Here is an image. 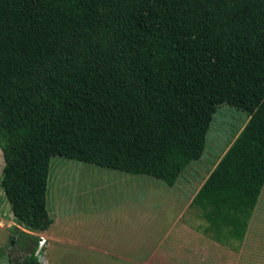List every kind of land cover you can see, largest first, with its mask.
Returning a JSON list of instances; mask_svg holds the SVG:
<instances>
[{
    "label": "trees",
    "instance_id": "16d2710c",
    "mask_svg": "<svg viewBox=\"0 0 264 264\" xmlns=\"http://www.w3.org/2000/svg\"><path fill=\"white\" fill-rule=\"evenodd\" d=\"M247 121L190 200L240 242L264 186V0H0V191L39 264L49 160L172 187L212 113Z\"/></svg>",
    "mask_w": 264,
    "mask_h": 264
},
{
    "label": "rangeland",
    "instance_id": "374dc122",
    "mask_svg": "<svg viewBox=\"0 0 264 264\" xmlns=\"http://www.w3.org/2000/svg\"><path fill=\"white\" fill-rule=\"evenodd\" d=\"M246 121L231 107L215 109L200 158L172 187L145 175L50 158L45 201L52 223L32 233L33 255L39 264H264V186L240 242L214 241L189 206ZM14 227L0 191V264L34 247Z\"/></svg>",
    "mask_w": 264,
    "mask_h": 264
},
{
    "label": "water",
    "instance_id": "95a60500",
    "mask_svg": "<svg viewBox=\"0 0 264 264\" xmlns=\"http://www.w3.org/2000/svg\"><path fill=\"white\" fill-rule=\"evenodd\" d=\"M13 232L17 235L20 236V233H27L25 230L19 228V227H14ZM12 244V241H10V245Z\"/></svg>",
    "mask_w": 264,
    "mask_h": 264
},
{
    "label": "built area",
    "instance_id": "2783aa9c",
    "mask_svg": "<svg viewBox=\"0 0 264 264\" xmlns=\"http://www.w3.org/2000/svg\"><path fill=\"white\" fill-rule=\"evenodd\" d=\"M39 244H41V242Z\"/></svg>",
    "mask_w": 264,
    "mask_h": 264
},
{
    "label": "crops",
    "instance_id": "0c3cea01",
    "mask_svg": "<svg viewBox=\"0 0 264 264\" xmlns=\"http://www.w3.org/2000/svg\"><path fill=\"white\" fill-rule=\"evenodd\" d=\"M51 225V224H50Z\"/></svg>",
    "mask_w": 264,
    "mask_h": 264
}]
</instances>
